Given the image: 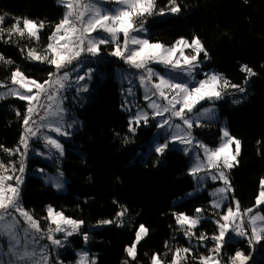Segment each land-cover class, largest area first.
Listing matches in <instances>:
<instances>
[{
    "label": "trees",
    "instance_id": "1",
    "mask_svg": "<svg viewBox=\"0 0 264 264\" xmlns=\"http://www.w3.org/2000/svg\"><path fill=\"white\" fill-rule=\"evenodd\" d=\"M181 11L164 18L147 16L151 41L166 45L180 37H198L208 56L207 68H215L233 84H242L249 77L245 96L227 97L220 101V113L226 120L232 136L241 141L239 163L230 169L229 177L234 195L242 209L252 208L264 178V0H176ZM168 0H159L158 9L166 8ZM65 13L59 0H0V79L10 82L11 72L17 67L31 78L43 83L54 66L26 59L28 49L45 53L49 36ZM7 14V15H5ZM17 18L43 21L39 40L20 37L8 30ZM22 27V25H20ZM110 45H101L106 51ZM106 58L105 77L90 103L78 110L81 128L66 142L63 171L69 181L67 191H56L31 173L27 175L21 192L25 209L46 224V207L52 205L65 215L84 221L83 231L103 220H114L123 209L127 218L120 226L116 222L92 230L89 234L90 252L95 264H151L158 254L163 264H171L177 248L189 245L179 233L176 214L194 215L198 208L215 215L208 191H203L179 203L174 200L195 186L190 174V161L178 149L156 153L148 158L137 157L150 141L156 126L142 124L135 134L129 132V116L122 109L121 85ZM247 65L255 75L243 70ZM237 95V94H236ZM27 102L17 97L0 100V145L15 149L23 131L22 120ZM19 110L20 116L16 115ZM194 130L198 139L217 145L221 137L218 124L205 122ZM127 141V143L125 142ZM7 154L0 149V158ZM15 159L20 164V156ZM39 163V162H37ZM35 159L29 161L34 168ZM264 214V206H261ZM140 225L147 227V235L137 245V258L133 261L125 248L135 240ZM210 236L217 233L212 220H203L199 226ZM80 246V235L73 237ZM167 242V243H166ZM233 249L238 244L231 245ZM203 249H201L200 252ZM69 258L75 254L69 251ZM183 264H201L191 259Z\"/></svg>",
    "mask_w": 264,
    "mask_h": 264
},
{
    "label": "snow or ice",
    "instance_id": "2",
    "mask_svg": "<svg viewBox=\"0 0 264 264\" xmlns=\"http://www.w3.org/2000/svg\"><path fill=\"white\" fill-rule=\"evenodd\" d=\"M64 4L66 11L63 18L55 25V30L49 36L45 54L41 55L35 49H28L26 59L46 63L55 67V72L48 73V80L43 83L25 75L19 67L11 72L12 85L7 92H0V99L8 96H16L27 102L26 112L23 115V131L20 135L19 145L15 148H6L0 145L3 153H6L7 163L0 159V242L7 243V260L3 259L0 253V264H63L58 256H50L49 245H40V241L45 237L51 242L54 248L64 246V241L57 239L55 233H64L65 240L73 232H78L80 226L84 223L82 220H75L66 217L62 211H55L51 205L46 207L48 221H51L47 232L41 229L40 221L25 210L20 200V186L23 184L22 174L26 170L25 160L27 159L30 145L35 140H43V147L49 151L55 150L60 156L64 154V145L58 137H67L71 135L69 129L73 123H62L64 121L65 110L61 104L56 101L60 97L61 90L69 86L72 80L71 73L67 70L72 66V72H76L77 66L85 62L86 57H101V45H113L110 53L111 56L121 59L128 64L130 68L140 70L139 76L141 85L145 88L144 100L148 103L144 108H138L129 117V132L134 133L140 126L141 122L147 125L149 119L155 120V126L160 130L158 136H162L163 143H158L154 151L159 156H163L166 151H171L176 146L193 160L192 167L189 169L190 174L196 176L198 180L203 177L199 176L204 172L205 176L212 180H222L225 187L217 189L220 199L213 201L215 207H221L227 192L231 190V183L226 176L224 169L235 167L239 161L238 157L241 152V141L232 136L227 128L222 129L220 142L216 147H210L203 141L198 140L192 134L193 126L201 127L200 118L214 113L213 108L203 109L197 112V105L202 101L219 100L225 94L221 89L228 87L236 88L243 92L245 89L239 88L238 85H230L229 81L223 79L219 73H202L200 71L201 53L207 58L208 53L202 41L198 37H193L191 41L185 37H180L171 45H165L161 42H151L141 33H146L145 17L155 15H166L167 13L178 14L181 7L176 0H168L166 8L157 9V0H60ZM114 4L115 7L109 8L105 5ZM7 15V14H5ZM5 16H0V22H3ZM44 22L37 23L27 18L23 19V27H20V19L17 18L11 29L8 30L9 37L18 34L20 37H27L39 40L40 29L44 27ZM4 32L0 28V33ZM95 33L96 35H93ZM122 37V39H121ZM190 49L193 54L186 55L185 50ZM177 53L179 55H177ZM0 61L13 63L11 60L5 61L0 55ZM163 65L165 71L157 72L150 64ZM243 70L250 75H255L252 69L247 65ZM95 69L87 68L84 74L76 75L75 81L89 80L92 78ZM204 75V79H196V75ZM156 78L155 80L153 78ZM78 91L89 92V87L84 84ZM131 94V89H129ZM150 110V111H149ZM41 113H43L41 115ZM16 115L20 116L19 110ZM39 117V123L34 117ZM179 119L182 123H175ZM135 125V127L133 126ZM41 129H48L55 133L56 136L42 132ZM127 143V141H125ZM234 145V151L233 146ZM23 149V151L21 150ZM38 154L47 155L45 152ZM21 157L19 167L16 165L15 156ZM203 157V159L201 158ZM43 172L44 170H39ZM19 172L21 175H15ZM60 180L57 181L56 187L62 188L63 173H58ZM15 181V183H10ZM256 206H264V179L260 181V192L256 197ZM127 209L117 213V219H121ZM202 209H197V214ZM252 213L253 209L244 210ZM23 218H17V215ZM240 216V204L236 201L235 211L231 206L227 207L226 213L222 216L224 223L217 221L219 234L213 235L211 239L215 241V247L210 249V253L219 255L221 249L228 242L230 226ZM177 223L181 226L188 225V230L184 232L186 237H192L195 233L192 231L199 222L200 217H190L184 213L176 214ZM257 221L264 222V215L257 213L250 216L253 236L259 239L257 235ZM112 220L99 221L98 224H112ZM52 224L55 228H52ZM26 225V226H25ZM70 226L71 230L68 227ZM24 233V240L31 238L32 245H40L39 258L37 251L33 248L28 250V244L21 248L20 232ZM144 225H140L136 230L135 240L131 245L125 248L129 257L134 261L137 258V244L142 239V233H146ZM237 235L245 236L246 232L239 228H232ZM264 233V227L259 229ZM85 242L88 240V234L82 233ZM208 237L201 234L199 241L207 240ZM167 243V242H166ZM251 243V240L249 241ZM188 253L191 248H177L172 257L171 264H180L179 254ZM89 258L87 252L80 254V264ZM246 260L241 251L235 253L232 258ZM220 264V260L212 255L201 257V264ZM90 264H95L92 259ZM151 264H163L158 254H153Z\"/></svg>",
    "mask_w": 264,
    "mask_h": 264
},
{
    "label": "rangeland",
    "instance_id": "3",
    "mask_svg": "<svg viewBox=\"0 0 264 264\" xmlns=\"http://www.w3.org/2000/svg\"><path fill=\"white\" fill-rule=\"evenodd\" d=\"M158 2H159V0H157V9H158ZM105 6L109 7V8L115 7L114 4H108ZM65 11H66V8H65ZM170 15H174V14L167 13L166 15H163V16L156 15V18L160 19V18H164V17L170 16ZM30 20H32V19H30ZM34 21H36V20H34ZM37 23H39V22H37ZM20 25H22V27H23V19L20 20ZM145 26H146V24H145ZM146 28H147V32L141 33V35L149 38L150 29L148 28V26H146ZM41 30L42 29H40V33H41ZM40 33H39V38H40ZM93 35H96V34L93 33ZM121 39H122V37H121ZM188 40L191 41V39H188ZM151 42H157V41H151ZM110 46H111V48L107 49L106 51H103L101 49V57L99 60H97L96 57H86V58H84L85 62L83 64L77 66L76 72H72V68L67 69L71 73L72 80L69 82L68 87L61 90L60 97L57 99L56 103L61 104L65 110L64 121H62V123L71 124V123H73V121H75V123L73 124V127L71 129H69V131L71 132L70 136L58 137V139H60L61 143L64 145V154H63V156H60L58 153L55 152V150L49 151L48 149H45L43 147L42 138L38 141L34 139L33 145L31 146V149H30V153H28L27 159L24 161L25 165H26V170L22 174L23 184L20 186V196H21V192L23 190V187L25 186L27 175L29 173L41 178L46 185L52 186L58 192L64 193L67 191V183H68L69 179L63 171L66 142L72 141L73 134L81 128L82 121L79 117L78 110L82 109L83 107H85L86 105H88L90 103L91 99L93 98L94 94L96 93V91L99 87L100 82L105 77V75L107 73V69L105 67H103V63H104L106 58L113 60L111 65H112V68L114 71V75L121 85L122 109L128 113V116L130 117L138 108H144V106L148 103L147 101L144 100L145 88L143 85H141L140 80H139V76L142 74V72L140 70L130 68L129 65L124 63L121 59L114 57V56H111L110 53L113 49V45H110ZM40 54L44 55L45 53H40ZM185 54L190 55L193 53L190 49H186ZM177 55H179V54L177 53ZM199 60L201 61L200 71L202 73H213V72H215V73L221 74L223 79H226L224 77V75L220 71H218L217 69L207 68L206 67V65L208 63L207 60L202 61L200 59V56H199ZM40 63H42V62H40ZM149 66L155 68V70L157 72H160L162 74L165 71L163 65H157V64L153 63V64H150ZM87 68L95 69V72L93 73L92 78L89 80L80 81L79 84H77L75 79H74L75 76L78 74L79 75L84 74V72L86 71ZM204 78L205 77L202 74L196 75L197 80L204 79ZM153 79L155 80L156 78L154 77ZM249 81H250V79L248 77L244 81V83H242V84H233V83L229 82L230 85H238L239 88L245 89V91L241 92L238 89L232 88V87H228L227 89H221V91L225 93L221 99L215 100V101H207L206 100V101H202L199 105H197V109H196L197 112L202 111L203 109H207V108H213L214 109L213 114L201 117L200 123L201 124H203L205 122L215 123V124H218L220 126L221 130L227 128V130L229 131L226 120L223 119L221 116L219 103L222 99L227 98V97H233V96H235L238 99L237 100L238 103L241 102L243 99L239 98V95L240 96L246 95V92L248 89L247 86L249 84ZM84 84L88 85L89 92H83V91L77 90V89L81 88ZM10 87H18V86L12 85L11 81L7 82V81L0 79V92H7ZM129 89H131V94H129ZM9 97H16V96H8L6 98H9ZM0 100H2V99H0ZM152 123L156 124V121L149 119V123L147 125H150ZM175 123H182V122L179 119H176ZM142 124H143V122H141L140 126ZM133 126L135 127V125H133ZM196 128L197 127L194 125L193 129H192V134L194 137H196L194 134V130ZM44 130L48 134L53 135L54 137L56 136L55 133L50 132L48 129H44ZM159 131L160 130L156 127L150 141L146 144L145 149H142L137 154V157L148 158L151 154L155 153V151H154L155 146L158 143L164 142L163 137L157 135ZM130 133H132V132H130ZM135 133H136V131L132 134H135ZM229 133H230V131H229ZM221 135H222V132H221ZM198 140L203 141L205 144L209 145L210 147H216L219 144L218 143L217 145L213 146L204 140H201V139H198ZM219 142H220V140H219ZM181 147H182V145L178 144L176 146V148H174V149L180 150ZM232 147H233V151H234V145ZM37 149L39 150V152L47 153V155L38 154V151H36ZM21 150L23 151L22 148H21ZM181 152H183V151H181ZM186 156L188 157V159L190 161V168H191L192 164H193V160L190 159L189 155H186ZM201 158L203 159L202 156H201ZM31 159H35V166L32 169H30V167H29V161ZM20 160H21V157H20ZM37 162H39V163H37ZM16 165H17V163H16ZM17 167H19V165H17ZM41 169H43L44 171L40 172L39 170H41ZM224 171H225V174L229 178V181H230V177H229L230 169H224ZM58 173H63V178H62L63 187L59 188V189L56 187L57 181L61 179L59 177ZM15 175H21V174L19 172H16ZM192 176H193L194 181H195L194 188L192 190L188 191L186 194L176 198L174 200V203H179V202H181L187 198H190L196 194H199L203 191H208L209 195L211 197V203L210 204L214 210L215 215L212 216L210 214H207L202 208H198V209L203 210L201 213L197 214V212H196L194 215H188V216L194 217V218L197 215H199V217H200L199 224L195 228L192 229V231L195 233V235L192 237H186L184 235V232L188 230V225L181 226L177 223V225L179 227V233L181 235L185 236L189 242V245L187 247H184V248H191L190 252L184 253L182 251L179 254L180 264H183L184 261L187 262L188 260H191V259H198L201 262V257H207L210 255H212L216 259H219L220 264H241V260L239 258H237L235 261L232 260V258L235 257V253L237 251H241L243 253V256L247 257L246 260H243V264H264V233L259 232V229L261 227H264V222L257 221V235L259 236V239H257L255 236H253L252 226L249 222L250 216H252V215H256L257 213L264 215L261 210H258L261 206H256V204L252 207L253 212L247 213L244 211V209H242L241 204L239 202V204H240V216L235 221V223H233L230 226V230H229V234H228V242L221 249L218 256L215 253H210V249H213L215 247V241H213L211 239V237L213 235L210 236L209 234H207V232L205 230H200L199 226L201 225L203 220H206V219L212 220L213 223L217 226V230H218L217 233L214 235H218L219 234V228H218V224L216 222L219 221L220 223H224V221L222 220V216L226 213L227 207L231 206L233 208V210L235 211L236 201H239V200L234 195L233 187L231 184V190L229 192H227L226 198L223 200L221 207H219V208L215 207L213 204V201H217L220 199V194L217 193V189L224 188L225 187L224 182L222 180H219V179L212 180L210 177L205 176L204 172L199 173V176L203 177L202 180H198L196 178V176H194V175H192ZM10 183H15V181H10ZM230 183H231V181H230ZM21 204H22V201H21ZM22 206H23V204H22ZM23 208H24V206H23ZM53 209L55 211L59 212V210L55 209L54 207H53ZM25 210H27V209H25ZM27 211L29 213H31L29 210H27ZM16 215H17V218L20 219L21 223L23 224V218L19 217L18 214H16ZM65 216L69 217L67 215H65ZM126 218H127V214L125 213V215L121 218L123 220L122 224L120 223V220L117 219V217L112 221H114L118 225L122 226L125 224L124 222H125ZM73 219H75V218H73ZM36 220H38V219H36ZM75 220H78V219H75ZM50 223H51V221H48V220H46L45 225H43L40 222L41 229L44 232H47ZM104 225H107V224L95 223V224L90 226L89 232H85V231H83V227H84V223H83L80 226V230L78 232L74 231L73 234L68 236L66 240L64 237V233H55V237L57 239L64 241V246L61 248H54L51 245V242L46 239V237L40 241V245L48 244L50 256H58V259L60 261H62L63 264H80V254L82 252H87L89 254V258L84 261V264H90L92 259H94L95 263H96V258L93 257L91 255V252H90L89 238L85 242V240L83 239L82 233H87L88 237H89V234L92 230L99 229V228L103 227ZM51 226H52V228H55L54 224H52ZM66 227H68L69 230H71L70 226H66ZM232 228H239V230L245 231L246 235L245 236L237 235L234 231H232ZM145 229L147 230L146 226H145ZM147 232H148V230L146 231V233H142V239L147 235ZM201 234H204L205 236H207L208 239L204 240V241H199L198 237ZM77 235H80L81 239H82L80 246L76 245V241L73 238ZM19 238L21 239V248L24 244H28V250L29 251H31L33 248L36 249L37 259H38L39 258L40 245H32L31 244V238H29L27 241L24 240V233L22 231L19 233ZM250 240H251V243H249ZM232 244H238V247L236 249H233V247L231 246ZM184 248H182V249H184ZM201 249H203L202 250L203 252H200ZM69 251L74 252L75 259L69 258ZM0 253L3 254L4 260H7L9 258L6 255V253H7V243L6 242H0ZM129 258L132 259L131 257H129ZM53 264H55V262H53ZM209 264H211V261L209 262Z\"/></svg>",
    "mask_w": 264,
    "mask_h": 264
},
{
    "label": "built area",
    "instance_id": "4",
    "mask_svg": "<svg viewBox=\"0 0 264 264\" xmlns=\"http://www.w3.org/2000/svg\"><path fill=\"white\" fill-rule=\"evenodd\" d=\"M70 68H72V66L70 65L69 66V68L68 69H70ZM51 72H55V67H54V69L51 71ZM43 113H41V115H42ZM36 120H37V122L39 123V117L37 116V117H34ZM41 131L42 132H45V130L44 129H41ZM33 139H35V138H33ZM33 145V142L31 143V145H30V149H31V146ZM28 153H30V150H29V152ZM20 200H21V196H20Z\"/></svg>",
    "mask_w": 264,
    "mask_h": 264
}]
</instances>
